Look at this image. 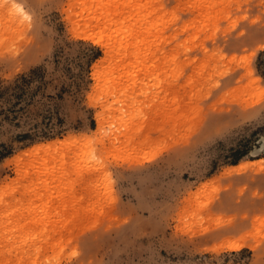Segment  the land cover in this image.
I'll list each match as a JSON object with an SVG mask.
<instances>
[{
  "label": "rangeland",
  "instance_id": "374dc122",
  "mask_svg": "<svg viewBox=\"0 0 264 264\" xmlns=\"http://www.w3.org/2000/svg\"><path fill=\"white\" fill-rule=\"evenodd\" d=\"M19 2L57 114L0 128V264H264V0Z\"/></svg>",
  "mask_w": 264,
  "mask_h": 264
},
{
  "label": "trees",
  "instance_id": "16d2710c",
  "mask_svg": "<svg viewBox=\"0 0 264 264\" xmlns=\"http://www.w3.org/2000/svg\"><path fill=\"white\" fill-rule=\"evenodd\" d=\"M32 84H34L33 88H31ZM49 84L43 71L33 70L30 74L21 75L9 85L0 88V128L4 123L19 127L32 118L42 116L45 111L48 112V118L52 119L53 115L57 114L55 111L57 107L49 103L54 96L45 93ZM37 126L36 123H32L33 130H37L35 132L46 133L45 130L37 129ZM31 134L24 131L17 136L25 138ZM10 152L11 149L7 147V144L0 142V158Z\"/></svg>",
  "mask_w": 264,
  "mask_h": 264
},
{
  "label": "clouds",
  "instance_id": "9594fccd",
  "mask_svg": "<svg viewBox=\"0 0 264 264\" xmlns=\"http://www.w3.org/2000/svg\"><path fill=\"white\" fill-rule=\"evenodd\" d=\"M11 10L13 13L19 15L22 19H29L27 11L23 3L19 0H11Z\"/></svg>",
  "mask_w": 264,
  "mask_h": 264
},
{
  "label": "bare ground",
  "instance_id": "6f19581e",
  "mask_svg": "<svg viewBox=\"0 0 264 264\" xmlns=\"http://www.w3.org/2000/svg\"><path fill=\"white\" fill-rule=\"evenodd\" d=\"M97 127H98V126H97ZM62 142H63V140H57V141L54 142V144H53V143L51 144V142H49V143H50V146H51V145H52V146H54V145L56 146L57 143H60V144H61ZM34 146H35V145H34ZM34 146H33V147H34ZM48 146H49V145H48ZM42 147H43V145H41V144L35 146V148H42ZM241 167H242L241 164H236V165L230 167L229 170H239Z\"/></svg>",
  "mask_w": 264,
  "mask_h": 264
}]
</instances>
